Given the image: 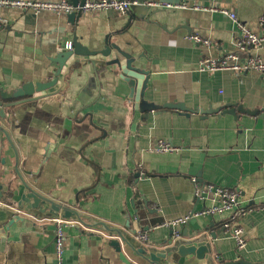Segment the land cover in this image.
<instances>
[{"label": "crops", "instance_id": "0c3cea01", "mask_svg": "<svg viewBox=\"0 0 264 264\" xmlns=\"http://www.w3.org/2000/svg\"><path fill=\"white\" fill-rule=\"evenodd\" d=\"M127 1L136 3L129 14H78L73 25L67 14L0 10V17L7 20L0 28L1 91L52 80L57 69L53 59L67 51L65 45L72 44L74 36L90 51H102L106 38L113 46L107 57L91 59L119 58L123 64L118 49L148 71L131 97L115 66L94 70L90 63L76 65L59 94L7 109V120L0 118V126L17 149L19 173L35 191L87 219L125 232L135 230V235L146 233L144 244L152 247H160L170 236L171 229L164 223L216 204L211 195L197 201L198 187L236 191L246 208L244 215L235 222L230 212L192 217L188 231L199 229L209 236L223 230L215 239L209 238L213 264H264V126L247 113L236 111V118L224 113L228 105L264 111V72H200L202 58H220L235 50L238 31L232 20L217 11L191 9L194 5L220 7L264 36L259 23L264 0ZM147 2L188 8H151ZM194 34L208 39L211 46L194 45L189 39ZM247 54L264 61V44ZM76 58L65 63L54 87L34 97L57 91L67 65ZM176 103H182L186 111L165 108ZM161 140L177 151L154 152ZM4 144L1 191L6 194V182L11 180L19 192L14 156ZM145 201L154 214L146 213ZM152 222L159 223L151 226ZM234 226L243 230L246 241L239 251L231 236ZM3 228L1 221L0 264H56L53 228L48 222L26 216ZM183 228L177 227L173 237ZM64 231L63 264H124L111 247L113 236L108 232L76 221Z\"/></svg>", "mask_w": 264, "mask_h": 264}, {"label": "water", "instance_id": "95a60500", "mask_svg": "<svg viewBox=\"0 0 264 264\" xmlns=\"http://www.w3.org/2000/svg\"><path fill=\"white\" fill-rule=\"evenodd\" d=\"M85 0H69L74 6H82ZM170 1V0H165ZM176 2V0H174ZM81 14L79 12H72L66 17L70 24H74L77 15ZM129 14V12H127ZM111 47L108 44L106 38L104 48L102 51H90L86 47H83L77 42L76 36H74L72 41V46L70 50L63 51L57 54L53 59V63L57 65L56 71L53 73V79L47 83H27L21 87L11 91L4 92L0 90V118L2 120H7L6 110L12 107L28 103L35 102L40 99L59 94L65 87V78L69 75L70 69L76 65H85L90 63L92 68L95 70L98 66H115L120 71V79H123L131 92V97L134 95L135 88L144 82L145 77L148 76V71L141 66V64L136 63L135 58H131L128 55L120 52L118 49L120 57H122L124 63L122 64L119 58H116L110 62H104L97 59H91L97 55L107 57L111 52ZM78 57L73 59L68 65L65 72L62 75V82L60 88L53 92L34 97L35 93L44 92L48 89L54 87L58 81L59 76L65 66V63L72 57ZM83 58V59H79ZM88 58V59H87ZM90 58V59H89ZM23 98V99H21ZM14 102L3 103L2 101L17 100ZM229 109L225 110L224 113L232 115L234 118L237 117L236 111L247 113L257 118V123L264 126V111L255 110L248 111L243 109L241 106L235 109V106L228 105ZM165 108L178 109L186 111V108L182 103L167 104ZM4 141L11 149L14 156V167L13 171L18 178L21 190L18 192L16 187L11 180L7 181V192L2 194V183L0 184V203L4 204V208L0 207V222L4 223V230H7L12 224L18 221H23L24 217L31 216L35 219H45V218H60L62 220H72L76 221L78 224L93 229L97 228L100 231L108 232L112 235L110 240V245L118 255L119 260L124 264H197L198 262L204 261L205 264H213V260L210 258L209 254L211 252V245L209 238L215 239L216 236L223 232L220 230L215 234L203 233L201 230H195L191 233L188 231V223L185 224V228L180 232L177 238L173 237V230H170V236L167 240L160 243V247L146 246L145 244H139L135 241L134 235L135 230L131 232H125L119 228H110L103 222H94L86 217H83L77 210L72 209L63 205L62 203L56 202L50 197L42 195L35 191L21 176L18 171V153L17 149L9 135V133L0 126V156L4 153ZM0 163L2 166L5 165L4 157L1 158ZM2 177V176H1ZM145 210L148 215H152L155 211L148 209L146 201L144 202ZM16 210L19 214L12 215L11 211ZM159 222H152L151 226H155ZM128 227V226H127ZM145 231L149 230V225L145 227ZM232 264H249L244 261H239L238 263Z\"/></svg>", "mask_w": 264, "mask_h": 264}, {"label": "built area", "instance_id": "2783aa9c", "mask_svg": "<svg viewBox=\"0 0 264 264\" xmlns=\"http://www.w3.org/2000/svg\"><path fill=\"white\" fill-rule=\"evenodd\" d=\"M133 4L136 3H132L127 0H85L82 6H74L68 0H62L58 3H45L30 0H0V10L10 9L23 13L31 12L34 14L50 12L55 15H68L72 12L88 14L96 11H115L119 14H126L130 6ZM146 5L151 8L163 9L188 8L186 5H168L154 2H147ZM191 9L197 11H217L232 20L235 23L238 31V38L234 44L235 50L225 53L220 58H202L198 64V69L200 72L213 73L217 71H230L234 72L235 74L246 73L248 71L264 72V61L260 57L250 56L247 54L251 48H259L264 44V36H260L252 32L243 22L239 21L234 13L228 12L220 7L194 5L191 7ZM259 23L260 25L264 26V16L259 19ZM6 24L7 20L0 17V28L4 27ZM189 39L192 43H194V45L203 48H208L211 46V42L208 39L202 38L197 34L190 36ZM71 46L72 44L68 42L66 43L65 48L70 50ZM153 151L157 153H172L176 152L177 149L170 143L161 140L155 143ZM192 182L194 185H196L195 179H192ZM208 195L213 196L216 204L208 208L203 207L201 210L194 212L189 216L181 217L164 223L165 226L173 230L174 236L177 235V232L175 231L177 227L185 225L186 222H188V220L192 217L196 218L214 216L224 212H230L231 221L235 222L237 218L244 215L246 212V208L242 205V201L236 191L213 185L198 187L195 191V199L197 201L204 202ZM37 220L46 221L53 228L55 261L56 264H63V252L66 241L64 229L67 226H73V221L62 220L60 218H45ZM243 234V230L239 226L232 227L231 236L234 240L237 251L243 249L245 246L246 241ZM134 239L140 244H144L148 240L146 233H137L134 236Z\"/></svg>", "mask_w": 264, "mask_h": 264}]
</instances>
